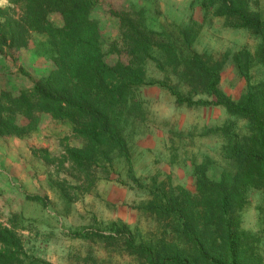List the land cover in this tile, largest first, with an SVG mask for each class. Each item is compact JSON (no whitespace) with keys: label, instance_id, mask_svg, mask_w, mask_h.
I'll use <instances>...</instances> for the list:
<instances>
[{"label":"rangeland","instance_id":"374dc122","mask_svg":"<svg viewBox=\"0 0 264 264\" xmlns=\"http://www.w3.org/2000/svg\"><path fill=\"white\" fill-rule=\"evenodd\" d=\"M250 1L264 11V0ZM7 5L8 0H0V8ZM96 5L92 16L100 23L105 47L114 43L119 51L108 54L110 63L130 60L111 9L128 12L150 39L171 42L184 56L196 52L221 59L242 51L254 54L263 42L262 36L232 28L203 0H96ZM48 18L55 27L63 25L56 12ZM47 47L46 35L32 33L27 50L12 56L15 63L0 56V89L30 88L47 74ZM249 74L253 85L264 81V68L256 61ZM219 87L233 100L247 90L246 81L230 61L221 70ZM136 96L143 117L127 133L135 181L128 176L124 159L116 157L108 176L102 166H96L98 180L88 182L68 156V150L85 148V140L72 133L70 124L49 115L42 116L30 135L0 137V223L19 238L27 256L50 264H91V257L107 260L104 264H138L119 251L107 253L91 240L96 232L111 233L112 225L127 227L137 241L160 240L181 247V225L158 220L145 208L147 192L156 184L174 189L187 201L185 222L197 238L214 243L206 229L211 209L199 199L194 169L205 166L207 176L219 181L226 168V142L216 129L226 127L244 134L247 122L221 106L179 105L159 87H143ZM199 98L207 99L193 96ZM236 219L249 260L264 264V189L248 190Z\"/></svg>","mask_w":264,"mask_h":264},{"label":"trees","instance_id":"16d2710c","mask_svg":"<svg viewBox=\"0 0 264 264\" xmlns=\"http://www.w3.org/2000/svg\"><path fill=\"white\" fill-rule=\"evenodd\" d=\"M203 2L214 7L215 16L232 28L262 36L263 42L254 54L242 51L221 59L196 52L180 55L171 42L150 39L128 12L111 9L110 14L119 22L123 51L130 60L110 63L108 54L119 51L114 43L105 47L100 23L92 16L96 0H8V5L0 8V56L10 57L15 63L17 59L12 56L27 50L30 35L36 33L46 35L50 61L47 74L34 80L30 88L0 89V137L30 135L44 115L70 124L72 133L82 137L86 146L68 150V156L90 183L98 180L93 167L102 166L108 176L116 157L124 159L128 176L135 181L127 133L143 117L136 96L143 87L162 88L179 105L221 106L229 115L247 122L244 134L226 127L216 129L226 142V168L219 181L207 176L205 166L194 169L199 199L211 209L206 229L211 231L214 243L194 235L183 215L187 201L160 184L147 192L145 208L158 220L181 225V247L160 240L137 241L127 227L116 225L111 226L109 234L96 232L90 236L107 253L119 251L138 264H259L247 256L236 216L250 188L264 189V81L253 85L249 74L255 61L264 68V11L255 9L250 0ZM52 12L61 15V27L49 21ZM189 36L186 31L185 38ZM227 61L246 81L247 90L238 100L219 87ZM194 95L207 99L194 100ZM106 261L91 257L90 263ZM0 264L50 263L27 256L19 238L0 223Z\"/></svg>","mask_w":264,"mask_h":264}]
</instances>
